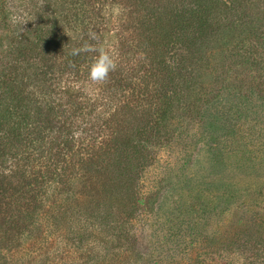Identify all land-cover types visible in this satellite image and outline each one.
<instances>
[{
  "label": "trees",
  "instance_id": "1",
  "mask_svg": "<svg viewBox=\"0 0 264 264\" xmlns=\"http://www.w3.org/2000/svg\"><path fill=\"white\" fill-rule=\"evenodd\" d=\"M260 1L0 0V234L7 244L4 254L0 253V264H137L130 257L127 263L118 257L131 237L127 225L138 215L135 204L143 202L141 173L153 159L147 140L152 137L158 143L174 111L188 110L189 106H181V93L198 79L192 63L222 56L224 64L222 47L239 50L247 29L239 24L252 20L243 4ZM90 33L95 34L94 40ZM85 42L103 44L117 61V70L102 85L87 79L96 53L71 55ZM207 49L214 53L206 56ZM250 59L254 66L264 65ZM234 65L230 62L226 70L221 65L214 74L231 102L229 107L237 96L227 89L235 88L236 81L246 85L250 78L243 67L239 72L230 69ZM232 73L235 78L231 79ZM137 74L141 76L132 82ZM118 91L126 93L117 96ZM104 107L113 108L109 143L93 146L97 151L83 156L82 151L90 150H75L74 123L80 120L87 125L88 116ZM127 111L135 115L127 116ZM237 111L242 113L235 107ZM216 127L209 124L206 133L220 130ZM86 131L82 128L81 133ZM259 132L264 139V129ZM255 152L262 160L252 158ZM207 161L212 164L204 171L202 186L193 177L161 190L164 199L157 208L166 209L155 211L158 224L152 225L159 247L143 257L147 264L168 259L180 247L184 253L192 252L186 256L197 258L205 254L203 248L218 247L209 245L214 239L221 251L239 242L241 250H247L254 233L262 235L263 241L256 244L264 252L263 222L252 232L244 216V199L252 194L244 183L246 171L264 166V142L249 141L240 152L223 148ZM91 173L98 180V196L91 192L97 185ZM176 185L180 187L177 191ZM171 188L175 190L172 194ZM171 195L177 197L175 202ZM241 199L240 207L233 210L231 206ZM102 206L105 214L98 216L95 211ZM108 208L119 210L120 222L111 220ZM230 213L234 215L233 221L232 216L229 219L233 226L228 223L233 236L229 228L227 234L219 230L215 233L219 237L207 236L208 244L203 245L202 234L210 222L221 224ZM185 229L189 238L181 234ZM51 236H56V247L48 240ZM65 236L69 237L63 243ZM15 241L21 243L19 258L9 254L17 249ZM258 248L252 249V257L258 256ZM24 251L31 259L21 263ZM77 255L84 259L79 262Z\"/></svg>",
  "mask_w": 264,
  "mask_h": 264
},
{
  "label": "rangeland",
  "instance_id": "2",
  "mask_svg": "<svg viewBox=\"0 0 264 264\" xmlns=\"http://www.w3.org/2000/svg\"><path fill=\"white\" fill-rule=\"evenodd\" d=\"M256 5L253 2L243 4L246 16L252 17V20L251 23H249L248 20H244L239 24L240 26L247 27L242 35L244 38L239 44V50H234L232 47L227 46L222 47L220 54L225 58L224 64H222V56H219V59L217 57L215 60L209 59L201 63H192V70H197L198 79L196 83L193 81L192 85L189 86L188 89H183L181 93V106L182 108H187L186 106H189L188 110L179 109L174 111L172 123L167 129L163 130V132H166V135L164 137L160 136V140H157L158 143H156V139L147 136V138L150 137L147 141L150 142L151 148L149 150L153 152V159L149 162L151 165L146 167L141 173L143 175L140 178L139 195L143 202L138 205L135 204V211L138 212V215L135 214V219L131 220L127 225L131 237L125 240L127 244L126 250L121 249L124 251V254L118 257L119 260L125 259L124 261L127 263V260L129 261L128 257H130L132 261L136 260L137 264H141V262L147 264L146 259L144 260L146 255L152 253L153 250L155 251V249L159 247L154 241L153 235L154 227L158 224V220L155 219L157 216L155 211L159 210V208L161 211L166 209V207H157L159 201L164 199L161 193L164 192L168 185H173L174 182H177L179 185L184 183L185 179H192L194 177L196 182L200 183L199 186H202L203 182L201 178L205 174L204 171L207 167L206 171L211 169L212 164H207V159L215 152H219L223 148L228 147L229 150L235 152L237 150L240 152L241 148L245 147V143L248 144V142L252 140H257L258 145L263 144L264 139L259 138V131L264 129V72L261 69V67L264 68V65L254 66L253 60L250 58H254L261 63L264 62V0H261ZM213 53V50L207 49L205 54L206 56H211ZM232 53H236L239 56L237 58H233L232 56L229 57ZM230 62H235V65L231 66L230 69L239 72L243 67L245 72L248 70L250 74L249 82H247L248 84L245 85L241 81H236L234 83L236 87L228 88L226 91L230 94H236L235 96H237V98L234 100L233 104L235 107L242 110L240 114L238 111V114H236L234 106L229 107L231 102L225 99V95L221 89V81L220 79H216L214 75L220 72L221 65L225 67V70L226 68L228 69ZM215 64H221L217 70L214 69ZM140 76L141 74L134 75V77H132V82L134 78L137 81ZM220 76L224 77L225 74ZM232 78H235V74L233 73L231 75V79ZM261 83L263 85H261ZM125 93L126 92L121 93V91L119 93L118 91L117 96H119V94L125 95ZM91 99L93 100L94 98ZM121 100L122 99H120V101ZM242 108H244V110ZM112 112L113 108L111 107L98 108L95 109L93 114L91 113V115L88 116L87 125L82 124L80 120L74 123L75 131L73 130V136L75 138V150H81L82 147L84 149H89L90 151L88 153L87 151L81 150L84 153L83 156H88V154H94V151H97L92 149L93 146L96 147L104 143L108 145L111 138L109 129L111 124L109 118ZM128 114L133 117L134 113L133 111H127L126 115L129 116ZM122 116H124V114ZM209 124L217 126L216 128H220V130H215L213 134L206 133ZM81 127L87 129L84 135L81 133ZM156 135H158V133H156ZM211 138L213 141L210 140ZM256 153L257 152H255L252 158L254 160H262L261 155ZM246 172L248 175L244 183L245 186L249 184V188H252V194L244 199V211L246 212V214H244L246 218L245 223L249 229H254L252 232H255L258 224H260V220L263 222L261 227L264 225V166H261L259 169L255 167L254 172L249 173L248 170ZM91 174L94 176L93 182L97 184L96 182L98 180L95 178V174ZM206 176H209V174H206ZM13 182L15 184L19 183L18 177L14 179ZM96 188H99V184L93 185L91 189V192H94V196H98ZM175 189L177 191L180 187L176 185ZM174 192L175 190L172 188L169 191L170 194ZM169 198L171 202L177 200L175 195H171ZM241 201L242 199L233 204L231 206L233 207L232 209L235 210L237 207H240L238 205L242 204ZM103 207L104 206L95 211L98 216L100 214H105V209ZM90 209L91 207L89 206L88 211ZM170 209L171 208H169V210ZM109 210L112 212L111 220L120 222L122 214H119V210ZM97 215L95 214L94 216ZM231 216V220L233 221L234 215L230 213L222 218L221 224L215 223V220H212L208 226L207 232L202 234L201 243L203 245L208 244V242H206L207 236L211 237L213 235L215 238L219 237L215 234L216 232L219 233V230L227 234L229 228L228 223L230 222L231 226H233L231 223L232 221L229 220ZM63 221L64 220L60 221V225L63 224ZM154 223L155 226L153 227L152 225ZM229 229V235L232 237L233 230L231 228ZM181 234H186V238L190 237L188 229L182 231ZM56 236H51L48 239L51 242H55L53 243L55 247L58 245L56 244L58 241L55 240ZM69 236H65L63 243H66V239ZM252 238L253 240H251L249 249L247 250H241L239 247L241 244L239 242L232 247L229 245L226 251H221L219 249L221 247L219 242L214 239L209 240V245L218 247L214 249L203 248L202 250L205 254H200L197 258L194 254L186 256L188 253L192 252L187 251L184 253L182 247H180L179 250L176 252L174 251L173 254L168 256V259H163L156 264H168L170 261L171 264H261L264 262V252H262L261 249L262 245L259 246L256 243L263 241L261 239L262 235L256 234L255 236L254 233V237ZM223 240L225 239L223 238ZM13 244L17 246V249L10 250L11 253L9 254H15V258L21 257V253L19 252L21 243L15 241ZM6 245L5 238L0 234L1 254H4ZM256 247H259L256 252L259 254L257 257H252V253L255 252L252 249ZM33 248H36V246ZM66 248L68 249L67 246ZM51 249L53 251L63 252L60 254H65L66 252L64 248ZM164 251L165 250L162 248V252ZM25 253L24 251V259L21 263L31 259V257H28L29 255ZM163 255L166 256V254ZM7 256L10 255L6 254V257ZM82 257L84 259V256ZM82 257L77 255L76 259L80 262ZM50 260L51 258H49V261ZM76 263L77 262H74V264ZM110 263L114 262L111 261Z\"/></svg>",
  "mask_w": 264,
  "mask_h": 264
},
{
  "label": "clouds",
  "instance_id": "3",
  "mask_svg": "<svg viewBox=\"0 0 264 264\" xmlns=\"http://www.w3.org/2000/svg\"><path fill=\"white\" fill-rule=\"evenodd\" d=\"M91 39H95V34L90 33ZM96 53L95 58L88 68V82L93 85H102L109 80L110 73L117 70L118 64L112 53L103 45H95L85 42L81 47L74 48L71 55L77 56L81 53Z\"/></svg>",
  "mask_w": 264,
  "mask_h": 264
}]
</instances>
